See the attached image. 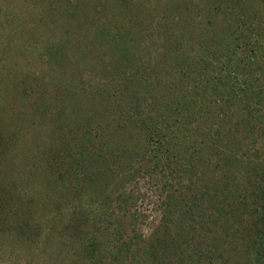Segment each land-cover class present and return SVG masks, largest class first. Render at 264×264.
<instances>
[{
    "label": "rangeland",
    "instance_id": "374dc122",
    "mask_svg": "<svg viewBox=\"0 0 264 264\" xmlns=\"http://www.w3.org/2000/svg\"><path fill=\"white\" fill-rule=\"evenodd\" d=\"M168 2L0 0V264H165L163 256L168 254L158 251L163 242H158L156 230L171 209L161 210L160 194L186 188L184 193L198 200L205 195L204 184L214 187L210 171L186 178L180 171L186 168L181 159L163 168L166 157L158 150L162 147L144 138L145 129L167 128L172 115L183 112L177 101L183 93L178 79L190 73L177 69L188 61L174 58L176 52L162 33L166 26L163 29L162 23L172 22L165 19ZM155 9L161 16L151 18ZM76 14L95 19L94 25L78 27L70 19ZM114 26L117 39L133 45L132 62L126 65L139 66L130 77L141 78L149 91L146 98L156 99L167 110L155 118L146 113L136 116L134 122L143 128L134 122L119 123L116 135L123 142L114 148L86 139L79 143L84 137L79 124H86L87 117H103L110 123L112 114L119 117L138 96L127 90L128 78L121 77L129 76L128 70L118 73L113 67L116 47L108 39ZM55 46L65 59L55 57ZM201 78L190 74L183 82H205ZM194 92L185 95L193 113L194 127L188 126L192 138L201 140L206 131L214 135L215 129L224 132L231 118H221L215 98L206 94L199 100ZM235 119L242 123L239 114L233 115ZM186 139L178 146L194 156L192 139ZM243 142L234 148L235 158L248 155L253 160L257 154L250 140ZM152 155H158L156 165L149 163ZM242 174L227 185L241 182L243 189L236 198L255 213L256 200L247 199L252 189ZM217 185L222 187L218 181ZM199 203L196 209H220L207 198ZM209 221L223 225L220 218Z\"/></svg>",
    "mask_w": 264,
    "mask_h": 264
},
{
    "label": "trees",
    "instance_id": "16d2710c",
    "mask_svg": "<svg viewBox=\"0 0 264 264\" xmlns=\"http://www.w3.org/2000/svg\"><path fill=\"white\" fill-rule=\"evenodd\" d=\"M168 5L165 19L172 22L171 26L162 23L163 29L166 25L162 33L174 48L173 52H176L174 58H179L183 63L188 61V65H179L177 69L182 73L190 72L178 79L182 81L183 93L177 101L182 104L180 110L183 112L177 111L172 115L167 128L145 129L144 138L162 147L158 150L166 157L163 168L170 167L174 159H181L187 170L184 168L180 171L186 178L190 179L200 171L203 175L210 171L214 187L209 189L204 184L205 195L198 200L184 193L186 188L178 193L160 194L161 210L171 209V212L165 211L168 214H165L156 230L159 234L164 233L157 235L158 242H163L158 251L168 254L163 256L165 264H264V0H197L189 3L186 0H169ZM158 10L150 12V17H160ZM70 19L76 20L77 26L84 29L95 22L93 18H82L81 14L72 15ZM118 33L116 27H112L108 39L116 47L113 56L116 65L113 67L118 73L128 70L129 76L121 73V77L128 78L127 90L138 96L134 98L135 103L123 110L119 117L112 114L110 123H106L103 117H87L89 123L85 120L86 124H79L84 128L80 130L84 137L79 143L86 139L95 145L103 142L102 146L114 148L123 142L122 137L116 135L119 123L134 122L136 116H144L145 113L147 117H159L167 110L156 99L146 98L149 91L141 78L130 77L134 75L131 70L138 69L139 65H126L132 62L129 49L133 45L129 43L127 46L122 37L117 39ZM103 39L102 36L101 45ZM185 42L189 45L186 53L182 50L184 45L187 46ZM78 43L75 45L82 49ZM53 52L59 60L65 59L58 46L54 47ZM190 74H200L205 82H183ZM191 91H195V98L199 100H203L206 94L216 99L215 102L221 107L220 115L224 116L221 118L224 121L231 118L224 132L215 129L214 135L206 131L202 132L201 140L192 138L194 134L188 126L194 127L191 119L193 113L185 99V95ZM216 94L220 97L216 98ZM175 98L176 94L172 102ZM232 107L236 108L235 113ZM124 114L128 118L124 119ZM237 114L242 118V123L237 119L233 121V115L236 117ZM134 123L136 127L143 128L139 121ZM112 124L117 128L111 127ZM181 128L183 134L179 135ZM234 131L238 134L236 137ZM187 137L192 139L194 156L187 155V150L178 146L188 142ZM245 140H250L257 154L253 160H249L248 155L237 160L233 154L234 148L242 147ZM178 152L181 154L178 155ZM182 155L184 158H181ZM155 158L159 160L158 155H152L149 163L156 165ZM238 174H242L244 182L252 189L247 199L256 200L253 205L255 213L249 212L247 203L236 198L243 184L238 182L232 188L227 185L232 184L233 176ZM153 176L156 177V174ZM217 181L222 187H217ZM205 198L208 203L220 205V209L217 208L215 212L196 209L197 204L201 205L200 199ZM214 217L220 218L223 225L209 221ZM154 250L152 246L149 248L152 254Z\"/></svg>",
    "mask_w": 264,
    "mask_h": 264
}]
</instances>
